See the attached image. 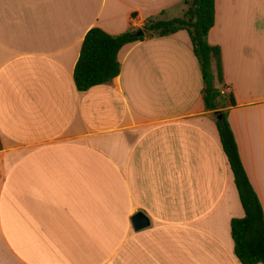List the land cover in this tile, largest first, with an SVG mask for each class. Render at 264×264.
<instances>
[{"label": "crops", "instance_id": "1", "mask_svg": "<svg viewBox=\"0 0 264 264\" xmlns=\"http://www.w3.org/2000/svg\"><path fill=\"white\" fill-rule=\"evenodd\" d=\"M184 1L0 0V264H242L243 210L188 33L126 43L110 81H73L89 29L134 32ZM207 42L264 214V0H214ZM137 212L149 224L135 230Z\"/></svg>", "mask_w": 264, "mask_h": 264}, {"label": "trees", "instance_id": "2", "mask_svg": "<svg viewBox=\"0 0 264 264\" xmlns=\"http://www.w3.org/2000/svg\"><path fill=\"white\" fill-rule=\"evenodd\" d=\"M181 17L167 20L147 18L142 29L145 37H161L178 30L188 33L192 51L198 61L203 81L202 100L215 118L222 151L232 173L243 216L230 221V234L236 258L242 264H264V214L260 201L249 182L238 153L236 141L226 118L225 108L234 105L232 94L223 93L220 50L207 42L214 23V0H185ZM132 31L110 35L100 28L89 29L81 43L73 69V81L80 91L110 81L119 72L117 53L126 43L142 40L132 38Z\"/></svg>", "mask_w": 264, "mask_h": 264}, {"label": "water", "instance_id": "3", "mask_svg": "<svg viewBox=\"0 0 264 264\" xmlns=\"http://www.w3.org/2000/svg\"><path fill=\"white\" fill-rule=\"evenodd\" d=\"M132 38H138V37H143L144 36V31L141 28H138L134 32L130 34ZM222 118V115H216V119ZM131 224L132 227L135 230L141 229L149 224L148 218L142 214L141 212H137L134 214V216L131 218Z\"/></svg>", "mask_w": 264, "mask_h": 264}, {"label": "rangeland", "instance_id": "4", "mask_svg": "<svg viewBox=\"0 0 264 264\" xmlns=\"http://www.w3.org/2000/svg\"><path fill=\"white\" fill-rule=\"evenodd\" d=\"M145 35H146V34H145ZM145 35H144V36H145ZM218 87L221 88V90L223 91V93H225V94L227 93L224 87H221V85H218Z\"/></svg>", "mask_w": 264, "mask_h": 264}]
</instances>
